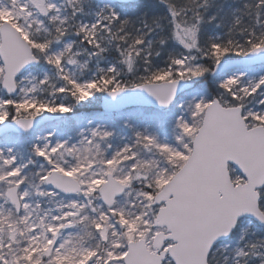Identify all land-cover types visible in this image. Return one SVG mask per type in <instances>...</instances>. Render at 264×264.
<instances>
[{"label":"snow or ice","instance_id":"snow-or-ice-1","mask_svg":"<svg viewBox=\"0 0 264 264\" xmlns=\"http://www.w3.org/2000/svg\"><path fill=\"white\" fill-rule=\"evenodd\" d=\"M0 264H264V0H0Z\"/></svg>","mask_w":264,"mask_h":264},{"label":"rangeland","instance_id":"rangeland-1","mask_svg":"<svg viewBox=\"0 0 264 264\" xmlns=\"http://www.w3.org/2000/svg\"><path fill=\"white\" fill-rule=\"evenodd\" d=\"M258 67H259V66H257V70H258Z\"/></svg>","mask_w":264,"mask_h":264}]
</instances>
